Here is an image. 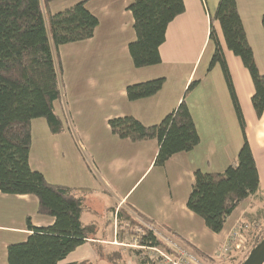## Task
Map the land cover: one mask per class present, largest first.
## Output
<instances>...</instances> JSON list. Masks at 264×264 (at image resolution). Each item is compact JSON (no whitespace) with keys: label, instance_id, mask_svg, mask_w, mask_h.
Listing matches in <instances>:
<instances>
[{"label":"crops","instance_id":"obj_1","mask_svg":"<svg viewBox=\"0 0 264 264\" xmlns=\"http://www.w3.org/2000/svg\"><path fill=\"white\" fill-rule=\"evenodd\" d=\"M78 1L54 0L49 9L55 13ZM235 1L255 63L264 74L260 21L264 0ZM131 2L85 0V7L98 20L93 36L58 46L63 94L53 108L64 128L52 134L44 118L31 120L30 168L51 184L81 190L85 198L81 221L96 228L91 238L59 264L83 260L100 264L101 259L102 264H130L125 248L117 243L130 237L135 225L148 226L167 246L194 249L211 257L239 223L246 225L237 233L235 243L239 245L249 235L252 245L258 238L256 229L264 224V203L256 204L257 198L264 201V111L256 115L251 77L240 58L227 49L217 21L213 26L245 122L259 188L234 208L218 233L186 206L194 171L223 172L235 162L243 143L221 68L218 64L209 67L214 50L209 17L218 0H183L184 11L168 24L159 47L160 62L139 68L134 67L128 51L135 39L133 17L127 8ZM158 77L165 82L154 95L127 99V85ZM193 81L196 84L187 90ZM183 97L199 143L188 152L173 154L163 166L153 163L159 146L156 139L133 142L111 132L108 121L125 115L144 125L158 124ZM37 206L34 195L0 192V264H8V245L25 241L31 233L27 218L34 227L54 222L53 217L39 213ZM120 209L135 221L132 226L119 219ZM108 253L112 254L107 257Z\"/></svg>","mask_w":264,"mask_h":264},{"label":"trees","instance_id":"obj_2","mask_svg":"<svg viewBox=\"0 0 264 264\" xmlns=\"http://www.w3.org/2000/svg\"><path fill=\"white\" fill-rule=\"evenodd\" d=\"M52 1L0 0V192L34 195L38 200L37 211L54 218V222L45 227H34L27 218L26 226L31 233L25 241L8 245V264H59L96 231L94 224L85 225L81 221L85 208L81 190L49 183L41 172L30 168L28 161L31 120L44 118L52 134L64 128L53 108V102L62 97L58 46L91 38L98 24L97 18L85 7V0L55 13L49 9ZM127 8L131 11L135 32V39L128 44L134 67L158 64L159 47L165 40L167 26L184 11L183 0H132ZM209 19V40L214 46L209 67L218 64L221 68L243 143L235 162L223 172L194 171L186 206L203 219L207 228L218 233L234 208L257 192L259 177L245 138L239 102L213 26L215 21L227 49L240 58L251 77L254 88L251 103L257 116L264 111V74L255 63L236 1L218 0ZM260 21L264 31V14ZM164 82V77H158L129 84L125 89L126 97L130 101L150 97ZM195 84L196 81L190 83L187 90ZM108 124L111 132L121 139L133 142L156 139L159 146L153 162L155 166H163L173 154L188 152L199 143L184 97L158 124L144 125L130 115L112 118ZM118 217L127 226L135 223L122 209ZM144 230L146 242L169 248L157 240L151 230L146 227ZM263 237L264 233L248 248L243 259ZM191 251L207 260L197 250ZM110 258L115 259L113 255ZM69 264L96 263L83 260Z\"/></svg>","mask_w":264,"mask_h":264},{"label":"built area","instance_id":"obj_3","mask_svg":"<svg viewBox=\"0 0 264 264\" xmlns=\"http://www.w3.org/2000/svg\"><path fill=\"white\" fill-rule=\"evenodd\" d=\"M114 218L117 217V210L113 213ZM246 225L239 223L231 234L227 237V242L222 244L221 251L226 252L233 248H239V244L234 243L237 238V233ZM151 230V229H149ZM153 234V231H152ZM145 230L143 225H135L131 232L130 237H125L117 245L123 247H130L140 252L142 264H200L190 254L184 250L177 249L175 245H168V249L159 244H149L143 237ZM155 236V234H153ZM157 238V236H155Z\"/></svg>","mask_w":264,"mask_h":264},{"label":"rangeland","instance_id":"obj_4","mask_svg":"<svg viewBox=\"0 0 264 264\" xmlns=\"http://www.w3.org/2000/svg\"><path fill=\"white\" fill-rule=\"evenodd\" d=\"M61 99H62V97L59 100H61ZM231 104H232V102H231ZM263 203H264V201L262 202V199H258V198L256 199L257 206H261ZM146 228L151 229L148 226H146ZM260 228L261 229H258V228L256 229V231L258 232V236H257L258 238L261 234L264 233V224L262 226H260ZM160 233L164 236L163 232H160ZM249 236L246 237V235H244V237H246V239L244 242L240 243L239 248H236V246L235 247L233 246V248L231 250L226 251V252H222L221 248H220L218 250V252L216 254H214V256H211V257L206 256L207 260H204L203 258H201L199 256L197 257L196 255H192L194 253H192L191 250H188V249H184V250L188 254H190L195 260H197L200 264H240L244 260L243 257L245 256L246 251L248 250V248L250 247V245L252 243L251 240L249 241ZM227 237H226L225 241L223 242V244L227 242ZM156 239L160 240L161 238L157 237ZM121 247L125 248L123 250H125V254L127 255L126 262L128 260L130 262V264H139V261H141L139 251H137L135 249H130V247L120 246V248ZM99 263L102 264L103 260L101 259ZM97 264H98V262H97Z\"/></svg>","mask_w":264,"mask_h":264},{"label":"water","instance_id":"obj_5","mask_svg":"<svg viewBox=\"0 0 264 264\" xmlns=\"http://www.w3.org/2000/svg\"><path fill=\"white\" fill-rule=\"evenodd\" d=\"M264 263V237L249 251L241 264Z\"/></svg>","mask_w":264,"mask_h":264}]
</instances>
